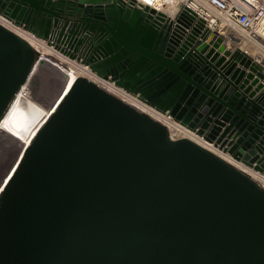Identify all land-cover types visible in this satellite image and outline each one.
Returning a JSON list of instances; mask_svg holds the SVG:
<instances>
[{"label": "water", "instance_id": "water-1", "mask_svg": "<svg viewBox=\"0 0 264 264\" xmlns=\"http://www.w3.org/2000/svg\"><path fill=\"white\" fill-rule=\"evenodd\" d=\"M135 2L0 12L264 173V67L189 6L172 18ZM37 62L0 23V120ZM0 264H264V187L79 76L0 194Z\"/></svg>", "mask_w": 264, "mask_h": 264}, {"label": "bare ground", "instance_id": "bare-ground-1", "mask_svg": "<svg viewBox=\"0 0 264 264\" xmlns=\"http://www.w3.org/2000/svg\"><path fill=\"white\" fill-rule=\"evenodd\" d=\"M194 2L195 3L180 4L174 1L170 6H167L163 3V0H136L137 4L142 3L148 5L158 11L164 12L168 17L172 18L177 16L185 6H189L198 14V16L208 21L207 26L210 27L213 32L215 30L213 27L215 20L209 15V13H205L198 9V5L196 4L197 1ZM25 38L36 50L41 52L40 56L42 59L46 60V63L42 64L41 62H37L28 80L18 90L7 111L0 120V135L7 134L11 136L19 145L17 156L11 166H9L7 170L5 169V171L0 172V194L16 168L19 159L23 156L24 148L32 142L39 129L49 119L51 114L55 112L58 105L72 86L74 80L79 76H85L91 79L108 92L116 95L123 101L134 106L136 109L149 114L152 118L163 123L168 128L172 138L185 137L197 142L231 163L242 172L248 174L254 180L261 183V186H264L263 172H260L254 167L234 158L233 155L228 152L230 147L229 139H226V142L223 145L211 142L206 138L205 134H199L198 131H194L183 125L170 114L162 112L150 105L148 102L140 98L139 95L128 92L124 88L117 86L114 82L99 77L89 68V66L82 64L79 59H71L60 51L51 48V46L46 44L45 41L40 38L30 39L26 36ZM227 38L226 42L228 45L232 46V44H235V48L241 49L244 52L246 51L250 56L255 55L258 51L249 45L248 36H245L244 38L233 35L231 38H229V36H227ZM238 39L241 40L239 43ZM50 49L56 53V56L59 57V60L61 61H55L48 55ZM261 55L262 52L260 51L256 56L261 57ZM74 60H77L78 62H75ZM48 62L58 65L60 69L50 66ZM63 63L68 64V67L64 66ZM33 81L37 83L39 82L38 86L34 85ZM54 93H56L54 95L55 100L49 108L48 106L50 105V100ZM7 147L8 146L6 145H0V151H7Z\"/></svg>", "mask_w": 264, "mask_h": 264}, {"label": "built area", "instance_id": "built-area-1", "mask_svg": "<svg viewBox=\"0 0 264 264\" xmlns=\"http://www.w3.org/2000/svg\"><path fill=\"white\" fill-rule=\"evenodd\" d=\"M124 1L127 4H130L131 2V0ZM193 1H197L200 10L204 11L205 13H209V15L213 17V19L215 20V22L213 23V27L215 30L221 32L220 29H222L223 33L226 36L227 34L225 32L232 29L245 33V35L248 36L249 40L257 46L258 51L262 52V55L261 57H259L258 62L264 67V0ZM139 4L140 3H134L135 6H139ZM0 23L13 30L24 39H26L25 36L30 39L38 38L34 33L27 30L23 26L17 25L14 20L10 19L2 12H0ZM206 24L208 25L207 20ZM259 184L261 185V183Z\"/></svg>", "mask_w": 264, "mask_h": 264}, {"label": "rangeland", "instance_id": "rangeland-1", "mask_svg": "<svg viewBox=\"0 0 264 264\" xmlns=\"http://www.w3.org/2000/svg\"><path fill=\"white\" fill-rule=\"evenodd\" d=\"M174 1H176L177 3H180V4H182V3H195L193 0H163V3L165 4V5H167V6H170L172 3H174ZM193 1V2H192ZM197 4V3H196ZM198 5V4H197ZM198 9H200V7L198 6ZM204 12V11H203ZM222 31V30H221ZM223 32V31H222ZM226 34H227V36H230V37H232L233 35L234 36H240V37H244L245 38V33H242V32H239L238 30H229V31H227V32H225ZM248 40H249V38H248ZM241 40H239L238 39V43L240 42ZM237 42V41H236ZM235 42V43H236ZM45 43L47 44V42L45 41ZM248 43H249V45L251 46V47H253L255 50L257 49L258 50V48H257V46L255 45V44H253L250 40L248 41ZM237 44V43H236ZM51 48H54L53 46H51ZM55 49V48H54ZM40 52V51H39ZM258 52V53H257ZM256 53H255V55H252V57L255 59H259V57H257L256 55H258L259 54V52L260 51H257ZM53 55H52V54ZM41 54V52L39 53V55ZM52 59H54L55 61H61V60H59L60 58L59 57H57L56 56V53L53 51V50H49V54H48ZM256 56V57H255ZM64 59V58H63ZM75 62H78L77 60H74ZM63 62V61H62ZM64 64V66H66V67H68V64H66V63H63ZM78 70V69H77ZM35 81V80H34ZM33 81V84L34 85H36V86H38V84H39V82L37 83V82H34ZM57 93V92H56ZM56 93H54L53 94V96H52V98H51V100H50V105L48 106L49 108L52 106V104H53V102H54V100H55V97H54V95L56 94ZM6 146H8L7 148V151H0V172H3V171H5V169L7 170V168L9 167V166H11V164L13 163V161H14V159L16 158V156H17V149H18V147H19V145H18V143L17 142H15V141H11V142H9L8 144H5ZM229 152V151H228ZM5 162V164L3 165V163Z\"/></svg>", "mask_w": 264, "mask_h": 264}, {"label": "flooded vegetation", "instance_id": "flooded-vegetation-1", "mask_svg": "<svg viewBox=\"0 0 264 264\" xmlns=\"http://www.w3.org/2000/svg\"><path fill=\"white\" fill-rule=\"evenodd\" d=\"M89 79V78H88ZM91 80V79H90ZM108 89V88H107Z\"/></svg>", "mask_w": 264, "mask_h": 264}]
</instances>
